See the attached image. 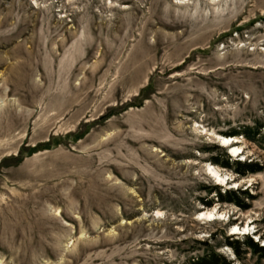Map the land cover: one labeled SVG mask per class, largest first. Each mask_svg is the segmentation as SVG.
<instances>
[{
	"label": "rangeland",
	"instance_id": "374dc122",
	"mask_svg": "<svg viewBox=\"0 0 264 264\" xmlns=\"http://www.w3.org/2000/svg\"><path fill=\"white\" fill-rule=\"evenodd\" d=\"M246 237L264 248V0H0V264H264Z\"/></svg>",
	"mask_w": 264,
	"mask_h": 264
},
{
	"label": "trees",
	"instance_id": "16d2710c",
	"mask_svg": "<svg viewBox=\"0 0 264 264\" xmlns=\"http://www.w3.org/2000/svg\"><path fill=\"white\" fill-rule=\"evenodd\" d=\"M246 136H248V135H246ZM81 137L82 136L79 137V136H74V135L68 136V138H73V139H80ZM234 165L236 166V172L239 175H241V176H245L248 173H255L256 171H258V169H257L258 167L255 166V165H252V164L242 163V162H235ZM223 166L230 167L229 161H227V163H225ZM216 189L217 188L212 189L210 191V193H212ZM240 194L247 195L246 192L227 191V192L224 193V195L219 193V197H220L221 201H223L224 198H225L224 201L233 202L236 205L241 206L242 204L235 199L237 197V195H240ZM228 245L235 250L237 256H239V257L241 255V253H240L241 252L240 251L241 247L245 248V249H248V250H252V251H254L256 253L264 254V248L260 247V244L258 242L255 243L253 241V239L249 238V237H246L245 240L242 241V242H240L239 240L235 241V242L234 241L231 242L228 239ZM209 260H210L209 261L210 264H230L225 258L221 257L218 254H215L214 252H212L209 255Z\"/></svg>",
	"mask_w": 264,
	"mask_h": 264
},
{
	"label": "bare ground",
	"instance_id": "6f19581e",
	"mask_svg": "<svg viewBox=\"0 0 264 264\" xmlns=\"http://www.w3.org/2000/svg\"><path fill=\"white\" fill-rule=\"evenodd\" d=\"M215 139L218 141V143L220 144V147H224V148H228L232 154H236L238 156L243 154V150L240 146H237V138H227V137H222L219 135H214ZM208 173L210 174L211 177H213L218 184L223 185L226 184V179L225 177H223L220 172L213 166H209L208 167ZM201 216L203 218H207V219H214L215 217H222L223 214H219V213H215V212H205L203 214H201ZM234 232H238L241 233L242 231L244 233H246V231H248V227L244 228L242 231L241 229H239L238 227H235L233 229ZM240 235V234H239Z\"/></svg>",
	"mask_w": 264,
	"mask_h": 264
}]
</instances>
